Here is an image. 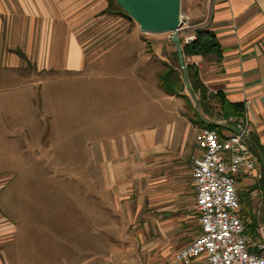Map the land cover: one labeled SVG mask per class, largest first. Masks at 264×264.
I'll list each match as a JSON object with an SVG mask.
<instances>
[{"label":"rangeland","instance_id":"obj_1","mask_svg":"<svg viewBox=\"0 0 264 264\" xmlns=\"http://www.w3.org/2000/svg\"><path fill=\"white\" fill-rule=\"evenodd\" d=\"M81 6L83 17L92 14L78 21L86 56L79 70L37 68L45 60L40 20H31L24 34L18 25L27 28V20H14L10 36L5 28L1 33V55L18 50L24 58L18 56L20 65L0 64V263L85 264L95 254L92 264L130 262L120 258L172 264L175 252L198 234L191 164L186 151L135 161L132 140L145 132L161 137L174 127L176 118L165 110L175 103L183 122L192 120L194 105L162 98L160 106L153 104L148 96L164 93L154 89L150 68L144 69V95L132 87L135 98L116 95L125 82L117 78L133 75L141 61L130 58L140 42L133 34L138 26L105 12L107 0ZM127 30L128 39L117 43ZM91 33L95 42L88 41ZM147 37L149 44L172 47L169 34ZM123 143L131 144L128 155L113 163L109 149ZM256 202L249 194L242 213H256Z\"/></svg>","mask_w":264,"mask_h":264},{"label":"crops","instance_id":"obj_2","mask_svg":"<svg viewBox=\"0 0 264 264\" xmlns=\"http://www.w3.org/2000/svg\"><path fill=\"white\" fill-rule=\"evenodd\" d=\"M90 1L91 0H0V46L1 33H3L2 30L5 28L6 35L10 36L16 28L15 22H13L14 20L28 21L27 28L25 24L21 23L18 25L21 34L22 31L24 34L25 29H27V31L29 30L31 20H40L42 22L39 23L38 26L40 27V33L45 35V39H43L45 47L42 45L39 51L45 60L41 59V66L37 68L39 70H79L82 68L86 56L84 54V45L80 40L83 26L78 25V21L81 22L84 19H88L87 16L92 14L89 12L85 14L86 17H83L81 13V5ZM38 3L43 5L41 11L36 10L35 5L38 9L40 8ZM94 15L97 18L98 13ZM181 15L187 16L191 24L190 28L180 29L178 31L181 43L186 34L194 33L196 29H206L214 34L220 47V56L212 53L203 57L193 56L186 58L184 63H189L196 67L200 82L206 93H220L224 96L226 101L230 103H242L244 105L245 112L243 122L246 124L247 137L264 147V0H181ZM116 17L125 20V18L120 15ZM34 27L35 23L32 22L31 28L34 29ZM124 33V36L121 34L122 38L119 39L117 43L125 41L131 34L129 30ZM133 34H135L136 39L140 42L137 43L135 52L130 58L140 56L141 61L134 63V73H131L133 75L130 77L125 76L124 78L119 76L117 78L118 80L121 78L125 82L120 88L116 87L113 90L114 93H120L119 96L122 97L123 100L131 98V94L133 98H135L133 94L135 92L131 91L132 87V89L137 90L136 93L141 91L142 95H144L145 87L143 85L147 81V75L144 69L150 68L149 74L154 80L152 82L155 84L154 89L156 92L162 91V93H164V96L161 94L157 99L148 96L153 104L159 105L162 101L161 98L169 100V102L181 100V102L185 101V103H187V99L183 97L185 95L187 96V94L183 93V91H185L184 85L183 90L178 89L179 91L172 96L167 95L158 85L157 75H159L164 68H177V64H174L172 58V52L175 51L172 43V47L166 44H149L147 40L150 39L147 36L153 34L143 33L138 28L135 29ZM96 36L97 34H92L88 41H94ZM141 41H147L148 44H146V42L141 43ZM24 43L26 44V42ZM117 43L115 42L109 47L114 48ZM36 45L38 46L39 43L36 42ZM23 53L26 55L24 50ZM7 61L10 63L9 65L14 66L20 65L21 60L11 51L7 53V56H2L0 52V64ZM108 65L112 69L113 66L110 64ZM113 73L114 71H112V74ZM119 90L121 91L119 92ZM195 97L197 98L198 96L195 95ZM136 101L138 103L142 100L137 97ZM176 105L175 103V108L172 111L165 110L167 114L176 118L177 122H175L174 127H167L169 130L166 128L161 137H157L155 134H146L145 132L132 140L134 142L132 146L138 149L135 161L137 158V161H139L141 158L146 157L150 159L153 158L157 161L170 156L169 154H171V152H173L175 156H181L182 153L186 151L185 156L187 161L191 164L192 159L198 155L195 140L198 132L204 128L197 123L194 118L184 123L183 115H181L182 112L178 111ZM124 106H126L125 113H129L127 103H123L122 107ZM192 114L194 115V113ZM201 114L205 117H209L203 113ZM207 120V122L210 120V122L224 123L221 121H212L211 118H207ZM231 122L226 124H232ZM229 133H231V131L227 129L221 131L222 136H226ZM130 146L131 144L123 143L121 146H113L109 149L113 163H124L123 159L128 155L127 149ZM253 160V171L239 173L237 175L236 185L240 183L245 187H251L257 182L259 179V168L256 158ZM251 194L257 199L256 206L252 211L255 210V212L258 213L261 204L259 203L257 192L253 191ZM263 225L260 227H263ZM96 257L95 254L90 256L89 262L85 260V264H92L93 258ZM118 260H121L123 263L130 261L128 264H140V262H138L140 258L127 260L120 258ZM117 263L119 262L117 261ZM79 264H81V262ZM172 264L178 263L173 261ZM191 264H204V262L202 259H195Z\"/></svg>","mask_w":264,"mask_h":264},{"label":"built area","instance_id":"obj_3","mask_svg":"<svg viewBox=\"0 0 264 264\" xmlns=\"http://www.w3.org/2000/svg\"><path fill=\"white\" fill-rule=\"evenodd\" d=\"M180 21V29L191 27L187 16L181 15ZM194 38V33H188L181 44H189ZM235 126L247 137L244 122ZM195 145L198 155L192 159L190 172L198 234L175 252L173 261L191 264L202 259L204 264H264V227L258 228L255 239L249 238L239 215L237 175L254 169L248 141L232 132L220 139L215 130L202 129Z\"/></svg>","mask_w":264,"mask_h":264},{"label":"trees","instance_id":"obj_4","mask_svg":"<svg viewBox=\"0 0 264 264\" xmlns=\"http://www.w3.org/2000/svg\"><path fill=\"white\" fill-rule=\"evenodd\" d=\"M119 11L120 9L115 4L114 0H107L105 12L119 16ZM126 21L130 22V20ZM194 34L195 38L191 43L182 45V55L184 60L193 56L203 57L211 53L220 56V47L211 31L206 29H196ZM15 53L17 56L24 58L20 51L16 50ZM172 58L177 64V68L166 67L159 75H157L159 88H161L169 96L177 93L179 91L178 89L183 90L181 70L178 66L175 51L172 52ZM185 70L191 90L194 95L198 96V107L201 113L215 119L216 121L224 123L232 121V125H239L243 123L245 109L242 103H230L226 101L224 96L220 93H206L200 82L196 67L192 64L186 63ZM183 97L187 99L186 101L188 104H191L188 96L185 95ZM193 117L194 120L204 129H213L216 131L220 139L224 138V136L221 135V131L225 130L224 128L206 124L196 114H194ZM248 146L253 159L256 158L259 168V179L249 190L241 191L240 193L238 192V197L240 198V204L242 203V205H244L245 200H248L249 194L256 191L261 207L258 213H252L250 210H246L245 213H242L240 209L239 215L241 219H244V233L249 237L256 238L258 235V228L264 224V147L255 143L254 140H250V142H248Z\"/></svg>","mask_w":264,"mask_h":264},{"label":"water","instance_id":"obj_5","mask_svg":"<svg viewBox=\"0 0 264 264\" xmlns=\"http://www.w3.org/2000/svg\"><path fill=\"white\" fill-rule=\"evenodd\" d=\"M114 2L120 9L119 15L134 22L141 32L153 35L169 34L177 55L184 90L194 105L196 115L206 124L227 129L250 142V139L241 133L235 125L207 122L199 114L198 101L187 78L182 45L178 36L181 27V0H114Z\"/></svg>","mask_w":264,"mask_h":264}]
</instances>
